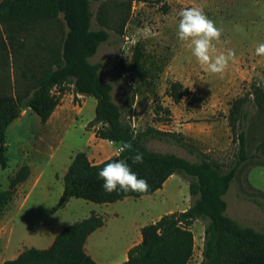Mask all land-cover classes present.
Masks as SVG:
<instances>
[{
    "label": "rangeland",
    "instance_id": "obj_1",
    "mask_svg": "<svg viewBox=\"0 0 264 264\" xmlns=\"http://www.w3.org/2000/svg\"><path fill=\"white\" fill-rule=\"evenodd\" d=\"M187 7L201 8L221 30L220 39L213 42L214 54L226 53L229 49L234 53L223 74L208 72L192 55L190 43L178 41V12ZM92 8L94 27L101 26L100 18L105 20L110 39L100 45L91 61L103 63L100 75L113 83V99L121 107L124 120L136 131L156 127L180 132L220 162L224 170H229L239 150L238 135L231 129L228 118L232 103L244 96L252 83L259 84L264 90V56L255 53V48L264 43V0H104L92 1ZM66 29L60 16L41 22L29 33L17 31L20 54L13 56L6 38L8 30L1 25L0 94L14 95L26 83L22 73L31 76L34 68H29L21 56L27 51L33 52L31 60L43 64L37 71L47 67L51 62L47 47L54 43L61 47ZM137 43L143 45L146 55L154 57L162 69L152 78L144 80L133 69V51ZM176 80L190 91V96L180 103L174 102L167 93L170 82ZM124 91L134 98L125 102ZM158 105L168 109L169 113L157 112ZM95 106L93 96L76 95L73 86L68 85L47 123L43 124L27 107L8 126V166H0V264L15 258L25 248L43 249L45 245L48 248L51 236L44 234L51 235L59 227L86 218L92 212H101L107 221L104 210L109 207L82 198H74L63 208L52 210L61 196L60 174L78 151H85L93 162L120 152L117 145L97 136L99 125H89L95 115ZM245 110L248 117L243 120L242 129L246 133L248 153L252 155L264 139V113L259 112L253 102H248ZM147 146L198 160L171 140L150 139ZM263 157L252 158L243 164L226 193L227 214L262 232L264 205L250 197H257L256 189L264 191V167H254L251 172L256 187L247 179V173L256 164L264 163ZM22 166L29 167L28 177L12 194L6 193L12 177ZM187 181L182 174H176L154 197L133 198L121 204L119 210L123 214L110 216L109 225L118 223L125 229L133 223H152L161 213L182 210L192 202ZM257 199L263 203L262 198L258 196ZM207 223L208 220L199 219L192 224L195 249L188 264H199L202 260ZM54 225L57 228L52 230Z\"/></svg>",
    "mask_w": 264,
    "mask_h": 264
},
{
    "label": "trees",
    "instance_id": "obj_2",
    "mask_svg": "<svg viewBox=\"0 0 264 264\" xmlns=\"http://www.w3.org/2000/svg\"><path fill=\"white\" fill-rule=\"evenodd\" d=\"M92 1L104 0H0V26L8 30L6 38L13 56L20 54L17 31L29 33L32 27L41 22L60 16L67 27L61 47L55 43L47 47L51 54L49 65L37 71V67L43 64L31 60L33 52L27 51L21 56L27 62L26 65L35 71H32L31 76L22 73L26 83L14 95L0 94V166H8V126L27 107L40 117L43 124L47 123L60 104L67 86L72 85L76 95L93 96L96 99L95 115L89 125H99L97 136L120 148L125 143L131 144V149L123 152L120 149L118 155L98 163L92 162L85 151H78L65 172L63 191L53 211L63 208L73 197L99 204L128 197L137 199L161 189L173 174H182L188 180L192 198L190 206L185 210L165 213L155 222L144 225L141 228V241L128 250L127 260L121 264H188L195 249L191 227L199 219L208 220L199 264H264V232L229 216L225 199L241 166L252 158L264 156V139L258 144L257 151L250 155L246 133L242 129L243 120L248 117L245 110L248 102H253L257 110L264 113L263 88L252 83L247 93L232 103L228 118L231 129L238 135L239 150L229 170H224L220 162L213 160L180 132L163 131L156 127L136 131L130 122L124 120L121 107L113 99V83L100 75L103 63L91 61L100 45L110 39L105 20L101 21L100 18L101 26L94 27ZM21 45L24 46V43L21 42ZM133 69L144 80L162 70L154 57L146 55L141 43L134 47ZM189 92L178 80L170 82L167 88L168 95L176 103L189 97ZM124 96L125 102L134 98L127 91H124ZM193 98L198 99L197 96ZM159 110L169 113L161 105H158L157 112ZM150 139L174 141L198 160L150 149L147 146ZM137 151L143 154V163L133 164L131 156ZM120 159L126 160L138 178L147 181L149 188L146 192L103 191L102 181L97 179L98 170L106 163ZM255 166H264V163ZM29 172V167L22 166L12 177L10 189L6 193L12 194L17 185L26 180ZM256 191L263 203L254 196L250 199L264 205V191ZM105 223L106 218L102 214L92 212L86 218L65 226L48 248H25L15 258L5 260L2 264H98L86 252L85 243L88 236Z\"/></svg>",
    "mask_w": 264,
    "mask_h": 264
},
{
    "label": "clouds",
    "instance_id": "obj_3",
    "mask_svg": "<svg viewBox=\"0 0 264 264\" xmlns=\"http://www.w3.org/2000/svg\"><path fill=\"white\" fill-rule=\"evenodd\" d=\"M176 37L180 42L191 45V53L197 62L212 74H223L234 53L229 49L226 53L216 52L214 41L221 37V30L215 25L199 7L182 8L178 12ZM258 56H264V43L255 48ZM131 149V144L125 143L121 148ZM133 164L143 163V154L136 152L131 156ZM97 179L102 181L101 187L106 193H144L149 185L144 178H138L124 159L112 160L106 163L97 172Z\"/></svg>",
    "mask_w": 264,
    "mask_h": 264
},
{
    "label": "crops",
    "instance_id": "obj_4",
    "mask_svg": "<svg viewBox=\"0 0 264 264\" xmlns=\"http://www.w3.org/2000/svg\"><path fill=\"white\" fill-rule=\"evenodd\" d=\"M118 148L120 149V147L117 146L116 149H118ZM98 162H101V161H98ZM98 162H95V163H98ZM68 166H67V168H68ZM254 167H258V166L251 167V169L247 173V179L249 180V182L253 186L256 187L257 184L252 182V179H251V172H252ZM260 167H264V166H260ZM67 168L65 170H63L62 173L60 174L61 181L63 182V184H64V175H65ZM175 177H176V174H173L172 176H170L168 178V180L164 183V185L161 189L157 190L153 194L144 195V196L140 197L139 200H142V199L148 198V197H154L156 195V193L158 194V192H161L163 190L164 186L171 179H174ZM259 188H261V187H259ZM62 191H63V186L61 188V194H62ZM74 198L75 197L71 198L70 200H72ZM225 199H227V194L225 195ZM132 200H133L132 197H128V198H125L123 200H119V201H116L113 203L102 204L104 206L109 207V209L107 211L104 210V212H106L107 216H108L107 221H106L104 226H102V227L98 228L97 230H95L94 232H92L88 236L86 243H85L86 252L89 255H91L93 257V259L98 264H121L122 262L127 260L128 250L133 245H135L141 241V239H142L141 228L147 224L146 222H140V223H136V224L133 223L132 226L129 225V227L125 228V229L120 228V225H118V223H113L112 227L109 225V223L111 221L110 216H112V215L113 216H115V215L120 216L123 214V212H121L119 210V207L122 206L121 204H124L125 202L132 201ZM135 201L138 202V200H135ZM189 206H190V203L186 204V206L182 210L187 209ZM96 212L99 214H102L101 212H98V211H96ZM165 213H167V212H165ZM162 215H163L162 213L159 214L153 222L158 220ZM51 228L53 230V229H56L57 227H56V225H54V226H51ZM63 228L64 227H59L54 233H51V235H48V233L44 234L47 236H51L49 241H48L49 246L53 243L55 237ZM43 248H47V245L43 246Z\"/></svg>",
    "mask_w": 264,
    "mask_h": 264
}]
</instances>
